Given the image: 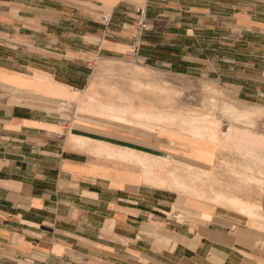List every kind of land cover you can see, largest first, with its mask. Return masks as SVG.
<instances>
[{"label": "crops", "instance_id": "obj_1", "mask_svg": "<svg viewBox=\"0 0 264 264\" xmlns=\"http://www.w3.org/2000/svg\"><path fill=\"white\" fill-rule=\"evenodd\" d=\"M0 264H264V0H0Z\"/></svg>", "mask_w": 264, "mask_h": 264}, {"label": "built area", "instance_id": "obj_2", "mask_svg": "<svg viewBox=\"0 0 264 264\" xmlns=\"http://www.w3.org/2000/svg\"><path fill=\"white\" fill-rule=\"evenodd\" d=\"M104 22H109V17L107 15L103 16ZM147 28V24L145 22H140L139 31H136L133 33L130 37L131 39V50L129 51V54L131 56H136L138 54V51L141 46V38H142V32L145 31Z\"/></svg>", "mask_w": 264, "mask_h": 264}, {"label": "rangeland", "instance_id": "obj_3", "mask_svg": "<svg viewBox=\"0 0 264 264\" xmlns=\"http://www.w3.org/2000/svg\"><path fill=\"white\" fill-rule=\"evenodd\" d=\"M171 81H172V83L178 84V85L179 84H190V85L194 84V83L186 82V81H183L180 79H172ZM124 83H131V80L124 78Z\"/></svg>", "mask_w": 264, "mask_h": 264}]
</instances>
